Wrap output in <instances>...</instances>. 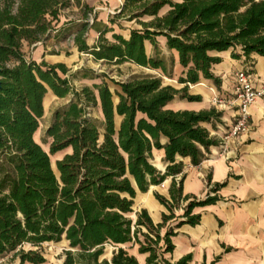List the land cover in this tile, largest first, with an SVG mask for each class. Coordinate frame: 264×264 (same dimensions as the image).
Returning a JSON list of instances; mask_svg holds the SVG:
<instances>
[{"label":"trees","instance_id":"trees-1","mask_svg":"<svg viewBox=\"0 0 264 264\" xmlns=\"http://www.w3.org/2000/svg\"><path fill=\"white\" fill-rule=\"evenodd\" d=\"M69 4L0 0V257L13 253L20 264H43L41 252L22 246L63 240L68 245L63 264H139L123 247L127 244L146 255L143 264H187L190 254L176 262L166 257L174 248V229L199 224L193 209L222 200L218 191L225 182L211 183L208 175L203 197L184 194L183 162L177 157L196 166L217 148L220 137L213 131L222 124V112L166 106L176 97L200 101L189 94L188 84L201 79L219 86L212 66L221 58L212 52L232 49L235 59L264 57V0H122L91 44L87 13L75 21L62 18ZM91 14L95 22L97 15ZM122 22L135 25L128 38L115 31L124 28ZM71 27L79 53L94 61L130 62L157 75L111 79L112 91L103 75L90 70L70 74L64 63L26 59L24 44L36 45L60 30L63 36ZM159 39L177 52L180 88L163 81L173 79L174 59L159 55ZM146 41L153 55H147ZM79 74L100 81L76 88L72 81ZM48 90L70 98L53 112L47 152L34 136ZM92 109L99 118L92 117ZM153 149L164 152L163 170L152 162ZM60 152L54 169L50 156ZM167 178L168 198L153 193L166 209L161 221L154 223L146 209L134 212L137 194ZM179 208L183 212L176 215ZM107 243L115 246L110 260L101 258Z\"/></svg>","mask_w":264,"mask_h":264},{"label":"crops","instance_id":"crops-1","mask_svg":"<svg viewBox=\"0 0 264 264\" xmlns=\"http://www.w3.org/2000/svg\"><path fill=\"white\" fill-rule=\"evenodd\" d=\"M108 17L98 18L97 16L95 22L102 21V26L96 30L95 34L90 28L89 35L92 33L94 35L92 37L96 38L103 26L108 24ZM122 25L123 32L118 28L115 31L128 38L129 28L135 25L129 22H122ZM60 32L61 30L54 34L59 37ZM158 41L161 44L165 43L163 39ZM30 48L31 59L36 62L64 63L62 60L51 62L47 60L49 54L42 42L31 45ZM73 50L81 54L75 46ZM145 50L147 55H153L152 46L148 41L145 42ZM166 50L174 59L173 78H175L182 71L178 63L177 52L167 48ZM237 52L241 53L239 50ZM231 53L232 49L211 53L221 58L220 63L212 66V72L219 80V86H216L210 79H201L196 84H188L189 94L199 95L200 101L190 102L176 97L166 106L173 110L194 111L216 108L222 112V124L213 131V134L218 137H221L230 126L234 107L213 104L212 99L214 97L220 100L230 99L234 73L249 62L252 63L251 69L255 83L264 81V57L251 54L248 59L243 55L235 59L231 57ZM80 80L85 83L83 86H92L100 81L95 82V79L83 77H80ZM174 86L180 88L183 85ZM48 94L57 99H64L56 97L50 90L45 96ZM249 126L247 133L228 143V149L223 155L219 153L218 148H213L210 154L196 166L190 163L189 158L177 157L183 162L182 189L184 194L203 197L207 192L206 177L208 175L211 176V183L225 182V184L218 191L222 200L193 209V213H199L201 216L199 224L195 226L183 224L174 229L176 234L171 237L174 248L166 255L171 262H176L181 257L190 254L191 259L187 264H264V96L258 97L250 106ZM152 157L154 165L163 170L165 166L163 150L153 149ZM169 184L170 178H167L159 185L150 186L146 193H138L141 197L139 202H144L142 208L147 210L154 223L161 221V214L166 212V209L156 200L153 193L157 192L168 198ZM182 212V208L175 210L176 215ZM175 223L171 222V226ZM129 253L137 258L139 264L144 263L146 255L139 254L137 247L136 253Z\"/></svg>","mask_w":264,"mask_h":264},{"label":"rangeland","instance_id":"rangeland-1","mask_svg":"<svg viewBox=\"0 0 264 264\" xmlns=\"http://www.w3.org/2000/svg\"><path fill=\"white\" fill-rule=\"evenodd\" d=\"M121 2L122 0H70L69 6L61 10L62 18L75 21L81 19L83 15L87 13V20L93 30L92 33L95 34L96 30L102 26L101 25L102 21L93 22L91 13L93 12L96 13L98 18L100 17L106 18L109 15H112L118 11ZM86 5L89 7L87 8ZM89 10L90 12H88ZM114 28L117 29L116 26ZM73 30H75V27H71L69 32H67L63 36L59 35V37H57L56 34L51 33L49 38H45L42 41L43 45L45 46V50L49 54L47 60H49L50 62L52 60H62L66 64V66L70 69V74H74L83 70H90L98 75H103L102 77L107 81L112 91L116 87L111 82V79L115 81H126L134 75H145V74L157 75V71L155 70L143 68L130 62H124L121 64L106 63V62L94 61L92 57L87 54H83V53L77 54L75 50H73L74 49L72 43L73 37L71 35V32ZM92 33H90L88 37V41L90 42V44L93 42L94 39L96 40V38L92 37L94 36ZM107 36L109 37L110 34H107ZM22 49L26 59L30 60L31 59L30 46L28 45L25 46L24 44L22 46ZM164 49L166 50L165 45L159 42L158 43L159 55L163 56L164 58H166V60L170 61L173 57L168 53L167 50L164 52L163 51ZM80 77L81 76L79 74L72 81V84L75 81V84L73 85L76 88H79L85 84L81 82V80L79 81ZM176 78L177 77L173 79L164 78L163 81L164 83H169L177 86L178 83ZM94 81L98 82L99 79H95ZM69 98L70 97H66L64 99H57L53 97L51 94H48L44 97V115L40 119L39 128L35 133L34 138L47 152L49 149L50 138L46 136V128L51 122L53 112L57 108H60L63 105H65L69 100ZM91 113L93 118L96 119L99 118V113L97 110L92 109ZM63 154L64 152H60L50 156L51 164L54 169H55L56 160L60 159L63 156ZM157 166L160 165L157 164ZM139 198L141 197L139 194H137L133 206L134 212L139 211L144 204V202L142 201L139 202ZM134 212L130 214L132 218H135ZM67 246H68L67 242L62 240L60 242H45L41 244L39 247H33L30 244L25 243L22 246V248L25 250L34 249L41 252L46 260L43 264H63V259H64L63 252L65 249H67ZM129 246L130 244L125 245V248L129 252L136 253L137 246L136 245L133 247H129ZM114 249L115 246H113L112 244L109 243L105 244L103 247V255L101 258H106L110 260ZM0 264H20V263L18 259H15L13 257V253H7L2 257H0ZM24 264H28V263H24Z\"/></svg>","mask_w":264,"mask_h":264},{"label":"built area","instance_id":"built-area-1","mask_svg":"<svg viewBox=\"0 0 264 264\" xmlns=\"http://www.w3.org/2000/svg\"><path fill=\"white\" fill-rule=\"evenodd\" d=\"M252 63L237 70L234 73L231 98L220 100L212 99L213 104H225L234 107V115L230 126L220 137L217 147L221 155L228 149V143L236 137L245 134L249 130L250 106L261 96H264V81L256 82L251 69Z\"/></svg>","mask_w":264,"mask_h":264},{"label":"water","instance_id":"water-1","mask_svg":"<svg viewBox=\"0 0 264 264\" xmlns=\"http://www.w3.org/2000/svg\"><path fill=\"white\" fill-rule=\"evenodd\" d=\"M0 86H1V82H0Z\"/></svg>","mask_w":264,"mask_h":264}]
</instances>
